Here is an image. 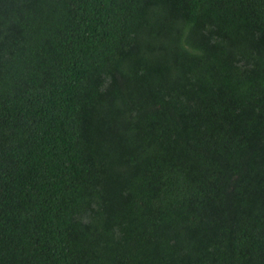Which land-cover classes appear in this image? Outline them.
I'll use <instances>...</instances> for the list:
<instances>
[{
    "label": "trees",
    "instance_id": "1",
    "mask_svg": "<svg viewBox=\"0 0 264 264\" xmlns=\"http://www.w3.org/2000/svg\"><path fill=\"white\" fill-rule=\"evenodd\" d=\"M0 264H264V0H0Z\"/></svg>",
    "mask_w": 264,
    "mask_h": 264
}]
</instances>
